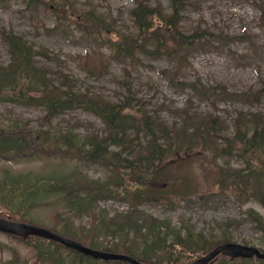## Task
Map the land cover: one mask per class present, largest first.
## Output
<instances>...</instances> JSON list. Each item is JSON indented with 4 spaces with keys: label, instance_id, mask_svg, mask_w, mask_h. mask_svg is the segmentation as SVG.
Returning a JSON list of instances; mask_svg holds the SVG:
<instances>
[{
    "label": "rangeland",
    "instance_id": "374dc122",
    "mask_svg": "<svg viewBox=\"0 0 264 264\" xmlns=\"http://www.w3.org/2000/svg\"><path fill=\"white\" fill-rule=\"evenodd\" d=\"M169 1L149 0L152 4L161 2L165 7L169 6ZM136 2L47 0L28 9L22 0H0V28L6 26L15 30L37 48L47 52L49 57L39 59L40 65L56 77L63 78L66 75L65 78L77 89L118 101L128 93L124 89L126 85L122 83L125 81L138 99L135 107L126 110L135 113L149 111L159 121L174 127L185 125L183 112H190L196 118L214 116L223 127L220 133L232 136L240 112H264V93L253 100L243 97L247 90L256 92L264 88V20L260 19L264 0H188L181 23L184 31L192 33L206 26L214 32H211L212 38L220 36V32L226 34L227 43L216 44L211 39L205 40L209 41L206 46H195L180 63L165 56L143 58L136 55L131 60L115 58L117 55L107 43V38L89 37L74 20L76 14L95 8L106 22H115L121 33L123 30L132 32L134 23L131 9ZM67 13L66 22L58 18L56 20L58 15L63 17ZM110 34L116 37L115 32ZM9 59L8 50L0 40V64H7ZM196 83L200 88L206 86L213 90L225 85L231 92H237L234 97L239 98L229 95L222 99L215 96L200 97L192 89ZM249 122L246 121V125ZM18 125H27L32 128L31 131L47 128L52 133L70 136L76 141H83L93 132H106L102 120L83 109L63 112L50 121L43 107L0 101V127ZM212 139L210 136L204 137L205 141L199 139L188 153L181 151L179 157L175 153L170 154V157L175 158L174 164L166 163L161 168L171 167L155 183L157 198L152 200L137 201L134 189H131L129 195L92 196L91 201H80L77 207L78 196L67 199L60 197L59 201H52L62 193H41L40 196L46 195L44 199L49 205L34 209L29 215L12 213L24 221L53 229L85 244L90 242L79 233V225L90 226L95 222L96 227H105L115 219L127 221L159 217L162 222L181 227L183 232L184 227L190 225L191 229L214 242L226 237L231 241L264 248V231L248 216L252 208L264 216V205L244 185H236L230 174L234 169L242 168L244 160L234 154H223L212 147ZM57 146L63 147L62 140L57 142ZM179 160L184 161L175 164ZM226 166L230 170L225 171ZM51 172L61 174L67 180H79L78 183L84 182L85 185H89L90 180L112 184L116 177L112 171L97 163L72 156L64 157L62 154H40L38 158H0V188L6 189L8 185L12 189L18 184L16 182L33 180L36 175L46 178ZM222 174L229 176L226 182L230 183L223 184ZM189 179L192 183L186 191L174 190L171 186L178 181L174 187L179 189V182L188 183ZM261 180L263 184L255 183L254 180L250 184L264 189V175ZM22 196L25 199L28 197L26 194ZM7 210L0 202V211ZM104 231L109 239L116 240L111 237L110 229ZM132 239L130 237L129 240L121 241L131 246ZM119 248H122L121 252L124 251L122 244ZM141 249L140 245L138 251ZM13 257L20 260L18 264H33L36 259L26 240L0 232V262ZM222 259L219 258L218 264H234ZM36 264L46 263L38 261ZM235 264H264V259L242 258Z\"/></svg>",
    "mask_w": 264,
    "mask_h": 264
},
{
    "label": "trees",
    "instance_id": "16d2710c",
    "mask_svg": "<svg viewBox=\"0 0 264 264\" xmlns=\"http://www.w3.org/2000/svg\"><path fill=\"white\" fill-rule=\"evenodd\" d=\"M26 2L28 6H36L46 3L47 0H26ZM187 5V0H171V9L167 10L163 3L152 5L148 1L138 0L136 7L131 10L135 25V31L132 32L121 33L111 21L106 22L95 8L76 14L74 20L88 36L107 38V43L112 46L118 57L131 59L135 55L166 54L173 60L182 62L195 46L207 44L210 39L217 40L218 43H227L226 34L221 32L220 36L212 38L213 34L207 28L191 34L186 33L181 22ZM261 11L264 18V6ZM62 12L65 13V9ZM63 17L58 15V20L66 22L68 13L63 14ZM111 32H115V38L110 34ZM0 37L7 45L10 54L9 62L0 64V101L44 107L47 111L46 118L50 121L63 112L83 109L101 118L106 125L104 135L101 137L88 135L83 141H76L70 136H60L49 129H37L33 131L34 134L29 127L23 126L0 130L2 148L0 156L16 158L27 154L26 152H29V155L59 153L64 157L76 156L97 161L115 171L120 176L119 181L114 187L91 185L86 196L94 191L104 194L110 189L109 192L114 195L120 190L130 192V189H135L134 193L143 201L157 198L155 183L163 178L164 173L161 168L166 161L168 162L171 153L177 155L181 151L187 152L194 143L199 142V139L205 141L204 137L210 136L213 137V142L223 139L222 146L217 147L219 143H215L217 150L223 154L237 155L245 161L244 167L234 169L230 173L233 182L236 185L243 184L245 189L259 191L258 195L264 202V189L250 184L253 180L261 183L259 176L264 172V112H240L238 125L232 136L220 133L223 128L214 116L196 118L190 112H185V125L174 127L159 121L156 115L150 114L149 111L140 110L139 114L126 111V107L133 106L129 96L124 97L120 102H113L95 96L89 91L77 89L65 78L66 75H63V78L54 76L49 69L39 63V59L49 57L48 53L37 48L25 36L17 34L14 30L3 26L0 28ZM198 85L196 83L193 89L205 98L210 96L223 98L222 96L230 95L226 86L215 87L213 90L206 86L200 88ZM255 94L256 99L262 96L261 92ZM246 121L250 122L246 125ZM61 140L63 147L57 146V142ZM228 170H230L229 166ZM16 183L18 184L15 186L24 190L43 184L41 181L33 185L26 181ZM47 183L52 185L53 190L68 189V192L72 193L78 189V186L64 182L56 176L50 177ZM13 190L15 189H12L8 198L2 199L12 201L17 191ZM24 200V197H21V201ZM26 209L29 210L28 207ZM249 216L264 230V217L259 212L252 210ZM139 229H146L143 237L144 250L150 249L153 253L145 260L151 263L182 264L188 261L189 256L201 253L217 244L204 235L196 233L190 225L183 233L181 229L172 227L168 223L164 225L153 219L152 222L140 224ZM129 231L130 228L124 230L126 237L129 236ZM91 236L94 237L93 231ZM134 239L139 242L142 240V238ZM227 240L229 238H221L219 241ZM27 242L36 259L51 260L53 264H64L62 244L41 237H32ZM111 242L103 238L96 242L97 245L92 243L96 247L116 250L119 243ZM72 253L68 254L72 259L69 264H124L121 261L94 259L77 251L74 257L75 255L71 256ZM13 259L15 261L12 262L16 264L17 258ZM9 262L11 261L0 264Z\"/></svg>",
    "mask_w": 264,
    "mask_h": 264
},
{
    "label": "water",
    "instance_id": "95a60500",
    "mask_svg": "<svg viewBox=\"0 0 264 264\" xmlns=\"http://www.w3.org/2000/svg\"><path fill=\"white\" fill-rule=\"evenodd\" d=\"M0 230L12 232L22 236L40 235L46 238H51L60 241L67 246L74 247L94 257L122 259V260H127L132 264H148L146 262L137 259L132 255L104 252L101 250L93 249L91 247L85 246L84 244L80 243L77 240L56 233L51 229L38 226L32 223L13 220L9 217H3L2 215H0ZM219 253L228 254L232 257H236V256L251 257L253 255H256L258 257L264 258V251H261L257 246L245 245L236 242H225L217 245L209 252L205 253L204 255L200 256L199 258L193 260L188 264H207V263L211 264L209 263V261Z\"/></svg>",
    "mask_w": 264,
    "mask_h": 264
}]
</instances>
